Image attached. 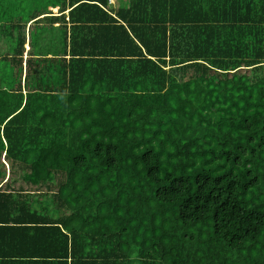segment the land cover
Listing matches in <instances>:
<instances>
[{
  "label": "trees",
  "instance_id": "16d2710c",
  "mask_svg": "<svg viewBox=\"0 0 264 264\" xmlns=\"http://www.w3.org/2000/svg\"><path fill=\"white\" fill-rule=\"evenodd\" d=\"M9 1L0 264H264V0Z\"/></svg>",
  "mask_w": 264,
  "mask_h": 264
},
{
  "label": "rangeland",
  "instance_id": "374dc122",
  "mask_svg": "<svg viewBox=\"0 0 264 264\" xmlns=\"http://www.w3.org/2000/svg\"><path fill=\"white\" fill-rule=\"evenodd\" d=\"M12 0H10L9 2H11ZM117 1L118 0H115L114 2H115V4L117 3ZM19 2L21 3V0H19ZM5 3H7L8 4V2H5ZM2 3H0V16H3V14H6L3 10H4V8L2 7V5H1ZM23 6V5H22ZM24 7V6H23ZM4 17V16H3ZM5 32H7V30L5 31ZM52 34H54V32H51L50 33V35H52ZM5 53V52H4ZM3 53V54H4ZM234 256H235V259L236 260H234V262L232 263V264H243L244 263V261L247 263V264H251V259L254 257V255H250L249 256V259H248V254H246V253H243V254H241V253H237V254H234ZM263 256H264V254L263 253H260V256H259V258H258V263H259V261H260V259H262L263 258ZM244 257H245V259H244Z\"/></svg>",
  "mask_w": 264,
  "mask_h": 264
},
{
  "label": "built area",
  "instance_id": "2783aa9c",
  "mask_svg": "<svg viewBox=\"0 0 264 264\" xmlns=\"http://www.w3.org/2000/svg\"><path fill=\"white\" fill-rule=\"evenodd\" d=\"M113 1H115V0H109V2H111V3H112Z\"/></svg>",
  "mask_w": 264,
  "mask_h": 264
}]
</instances>
